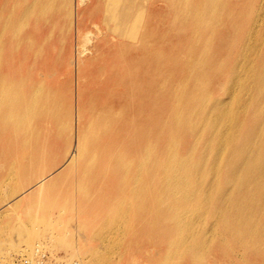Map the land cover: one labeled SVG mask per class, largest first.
<instances>
[{"label":"rangeland","instance_id":"374dc122","mask_svg":"<svg viewBox=\"0 0 264 264\" xmlns=\"http://www.w3.org/2000/svg\"><path fill=\"white\" fill-rule=\"evenodd\" d=\"M94 1L84 0L77 4L76 0H0L3 7L0 41L4 43L1 47V55L7 58V71L14 68L15 77L25 78L30 84L29 97L33 99V104L40 103L43 108L44 106L46 108V105L50 106L55 119L51 130H49L50 122L44 120V117L43 120H38L42 125H40L41 131L43 129L51 131L49 143L44 145L47 147L46 151L44 153L45 147H43L41 153V155L44 153L43 159L40 160V157L36 160L32 159L31 156L34 154L31 151L29 158L26 155L20 160H15L21 164L18 172L15 171L16 169L12 170L13 167L16 168L12 162L9 163L8 159L0 157V264H22L15 259L31 257L33 248L38 244L59 264H264V246H261V244L264 245V238L246 237V239L238 235L243 234L234 228L238 225L232 222H229L230 224L217 222L216 214L209 215L203 212L201 197L213 178L209 170L213 152L206 148L201 150V145L204 144V135H201L205 130L199 126L203 113L216 102L217 109H230L231 114L225 118L230 130L234 129V132H237L246 124L250 129L248 123L250 117L247 115L250 110L243 113L238 110L239 106L246 104L245 100L249 97L248 85H246L248 80H236L238 75L243 76L241 65L239 67L241 75L237 72L234 80L231 67L237 56L239 61L241 58L244 65L253 60L255 63L264 50L262 43L264 41V0H172L179 12L181 21L179 29L169 28L174 13L170 14L166 11V7L171 0H163V2L159 0L155 3L154 0H142L144 2L143 19L148 22L149 27L154 23L149 11L155 5L160 16L158 24L154 26L153 35L146 39L144 50H142L141 65L143 64L144 67H141L136 79L138 85L141 81L143 84L140 86V91L143 92L139 104L143 108L139 106L140 110L134 107L138 99L132 98H130L133 101L132 107L125 108L126 102H123L121 88H118V91L112 88L111 81H106L107 73L96 78L99 67L107 59L123 51L125 59L128 58L129 62L134 61L136 49L133 46L126 50L120 48L121 42L117 39L107 40L108 43L105 44V38L102 37L103 31L102 34L92 36L94 28L88 19L94 12L92 8ZM53 7L56 8L52 9ZM228 7H231L230 11ZM250 13L252 15L249 16ZM205 18H207L206 24ZM46 20L54 21L52 31L46 30V25L44 26ZM34 23L39 25L37 30L33 28ZM202 27L203 30H201ZM87 31L91 32V41L86 44V51L78 55L81 42L83 43V35ZM249 33L250 41L246 37ZM159 34L163 38H158ZM168 37L172 41L169 47ZM240 38L245 40L241 48L237 41ZM192 41L195 46L189 45ZM172 47L175 49L173 50ZM235 48H238V51ZM242 49L245 52L242 51L240 54L239 51ZM179 56L182 57L179 59ZM159 57L162 59L159 60ZM220 58L223 62L225 60V64L219 61ZM164 62L168 63L163 65ZM219 63L222 64L219 66ZM180 64L183 66H179ZM146 66L148 67L145 68ZM165 69L168 70L165 71ZM211 71L214 73L211 74ZM183 72L184 75L181 76ZM217 72L220 76L215 74ZM142 74L144 77L141 76ZM245 74L247 77V71ZM149 81L151 83H148ZM215 92L218 94L216 95ZM45 97H48L46 101ZM170 97H173V100L177 99V104H183L186 110H181L178 116L176 114V117L172 119L174 131L171 135H167L165 128L160 133L151 123L152 120L162 116L161 104H165L164 102ZM150 99L155 101H148ZM218 101L225 102V108ZM155 102V108L147 110ZM145 103H148V107ZM188 109L191 110L189 117H187ZM42 111L41 114H46L45 109ZM34 116L35 111L31 118ZM130 116L133 117L132 121ZM115 117L119 118L115 119ZM108 120L114 122L108 123L110 127L107 125ZM95 121L99 126L106 124L107 131H103L106 126L101 129L95 125ZM179 129L181 135H178ZM263 131L264 125L258 137L253 136L255 142L264 143ZM52 132L55 135L52 136ZM155 136L156 139H154ZM39 138L43 139L44 135ZM150 143L153 144L150 145ZM40 146H43V143H40ZM1 149L0 144V152ZM123 152L125 155L129 154V159ZM72 159L73 161H70ZM161 160L166 165L170 178L167 183L170 189L167 193L159 191L156 187L157 183L154 186L155 181L151 180L159 175L158 164ZM98 164L100 167L96 168ZM24 167L26 168L22 171ZM130 167H133V170ZM82 168L86 171L85 173ZM35 169L38 170L35 171ZM221 170L222 166H218L215 175L217 184L220 182ZM83 174L87 181L82 180ZM179 177H184V181L180 184L177 182ZM195 178L199 179L197 193H194ZM54 180L53 186L47 188L46 185ZM81 183L83 185L85 183V190L82 189ZM131 195L132 198H130ZM155 201L154 209L152 207ZM112 210L114 212H110ZM247 225L253 226V223ZM254 227L252 230L254 235L255 233L264 234L257 225ZM195 233L203 235L204 238L196 237ZM248 253L250 256L246 255Z\"/></svg>","mask_w":264,"mask_h":264},{"label":"bare ground","instance_id":"6f19581e","mask_svg":"<svg viewBox=\"0 0 264 264\" xmlns=\"http://www.w3.org/2000/svg\"><path fill=\"white\" fill-rule=\"evenodd\" d=\"M47 1V0H46ZM59 1V0H58ZM77 4L82 3L84 0H76ZM149 1V0H148ZM159 2V0H154L155 2ZM163 2V0H160V2ZM175 1V0H173ZM173 1L171 0V2H168V6L166 7V11H168L170 14L174 13V18L172 21H170V29H179L181 28L180 24V20H179V12H178V8L176 6L173 5ZM202 1V0H201ZM230 1V0H229ZM236 1V0H234ZM240 1V0H239ZM55 2V1H54ZM70 2V1H69ZM227 2V1H226ZM225 2V3H226ZM23 3V2H22ZM43 3V1H42ZM149 3V2H148ZM165 3V2H164ZM229 3V2H227ZM233 3V2H232ZM20 4V3H19ZM36 4V3H35ZM40 4V3H39ZM59 4V3H58ZM57 4V5H58ZM203 4V3H202ZM37 5V4H36ZM52 5V4H51ZM69 5V4H67ZM229 5V4H228ZM227 5V6H228ZM26 6V5H25ZM40 6V5H39ZM202 6V5H201ZM226 6V5H225ZM224 6V7H225ZM11 7V6H10ZM238 7V6H237ZM17 8V5H16ZM56 7H53L52 9H54ZM64 8V7H63ZM62 8V9H63ZM69 8V7H68ZM92 8L94 9V12L92 13V16L89 17L88 21L90 23V25H92V27L94 28V34L92 35L94 37V35L96 34H102L101 32L103 31L104 34H102V37L104 36V43H108L107 40H113V39H117L119 40L120 44V48L123 49H129L130 46H133L134 49H136V53L135 56L136 58L134 59V61H130L128 60V58L125 59V55H123V51H120L118 53L117 56H112L111 58L107 59V61L103 64H101V67H99V72L98 74H96V78H98L100 75H103L105 73L108 74V76L106 77V81H111V86L112 88H114L115 90H117L118 88H121V95H123V102H126L125 108H130V106L132 107V100H130V98L137 100L138 102H136V106H134L136 108V110H140V108H143L140 104V101L142 99V93H141V83L138 85L136 82L137 76L139 75V71L141 69V67L143 68L144 65H141V57H142V50H144V46H145V41L146 39L150 38L154 31H155V27L159 22V16L160 13L156 8V5L153 9H150L149 11V15L151 16V18L154 20V23L152 26L149 27L148 22H146V20L143 19V10H144V2H142V0H95L94 1V5L92 6ZM91 8V9H92ZM200 8V7H199ZM231 8V7H230ZM230 8L228 7L229 11ZM234 8V7H233ZM61 9V10H62ZM71 9V8H70ZM226 9V8H225ZM34 10V8H33ZM41 10V9H40ZM56 10V9H55ZM3 7L1 6L0 3V24H1V16L3 14ZM65 11V9H64ZM224 11V9H223ZM239 11V10H238ZM199 12V11H198ZM232 12V11H231ZM236 12V11H234ZM233 12V13H234ZM12 13V12H11ZM37 13V12H36ZM41 12H39L40 14ZM66 13V12H65ZM164 12L162 11V14ZM167 13V12H166ZM225 13V12H222ZM237 13V12H236ZM234 13V14H236ZM178 14V16H177ZM242 14V13H241ZM173 15V14H172ZM221 15V14H220ZM231 15V14H230ZM238 15V14H237ZM243 15V14H242ZM246 15V14H245ZM244 15V16H245ZM252 15L251 13L249 14V16ZM40 16V15H39ZM240 16V15H239ZM10 17V16H9ZM8 17V18H9ZM66 17V16H65ZM238 17V16H237ZM247 17V15H246ZM261 17V16H260ZM70 18V17H69ZM169 18V17H168ZM208 18V16H207ZM207 18L204 19V22L206 24V20ZM227 18V17H226ZM242 18V17H240ZM250 18V17H249ZM248 18V19H249ZM17 19V18H16ZM74 19V18H73ZM172 19V17H171ZM170 19V20H171ZM237 19V18H236ZM244 19V18H243ZM27 20V19H26ZM152 20V21H153ZM156 20V21H155ZM226 20V19H225ZM233 20V19H232ZM242 20V19H241ZM240 20V21H241ZM8 21V20H7ZM48 21V22H47ZM217 21V20H216ZM220 21V20H219ZM259 21V20H258ZM25 22V21H24ZM54 22V21H53ZM50 22L49 20H46V22L44 23V26L46 25V30L47 31H52L53 29V25L54 23ZM218 22V21H217ZM248 21H246L247 23ZM72 23V22H71ZM236 23V22H235ZM240 23V22H239ZM10 24V23H8ZM16 24V23H15ZM248 24V23H247ZM258 24V23H257ZM263 24V22H262ZM27 25V24H26ZM215 25V24H214ZM220 25V24H219ZM256 26V24H254ZM3 26V25H2ZM9 26V25H8ZM160 26V25H159ZM204 26V25H203ZM39 27L38 24L34 23L33 24V28L35 30H37ZM164 27V26H163ZM217 27V26H216ZM227 27V26H226ZM225 27V28H226ZM68 28V27H67ZM160 28H162L160 26ZM215 28V27H214ZM74 29V28H73ZM236 29V28H235ZM20 30V29H19ZM22 30V29H21ZM203 30V27L202 29ZM225 30V29H224ZM227 30V28H226ZM61 31V30H60ZM59 31V32H60ZM67 31V30H66ZM192 31V30H191ZM13 32V29H12ZM231 32V30H230ZM253 32V31H252ZM66 33V32H65ZM172 33V31L170 32ZM185 33V32H184ZM202 33V31H201ZM213 33V32H212ZM229 33V32H228ZM251 33V32H250ZM248 34L246 37L247 39L250 41V37ZM19 34V33H18ZM90 34L91 32L87 31L84 35H83V43L81 42L82 45H80V50L78 51V55H80L81 53H84V51H86V44H89L91 41L90 38ZM174 34V33H173ZM172 34V35H173ZM179 34V33H178ZM191 34V33H190ZM189 34V35H190ZM247 34V33H246ZM181 35V34H180ZM179 35V36H180ZM187 35V33L185 34ZM196 35V34H195ZM228 35V34H227ZM230 35V34H229ZM15 36V35H14ZM170 36V35H169ZM224 36V35H223ZM235 36V35H234ZM26 37V36H25ZM48 37V36H47ZM46 37V38H47ZM172 37V36H171ZM177 37V36H176ZM184 37V36H183ZM192 37V35H191ZM218 37V36H217ZM230 37V36H229ZM228 37V40H229ZM153 38V37H152ZM156 38V37H155ZM158 38H163L161 36V34L158 35ZM182 38V37H181ZM82 39V38H81ZM25 40V39H24ZM225 40V39H224ZM20 41V40H19ZM27 41V40H26ZM29 41V40H28ZM61 41V40H60ZM131 41V42H129ZM165 41V40H164ZM168 43V47L171 46L170 43H172V41H170V38L168 37L167 39ZM212 41V38H211ZM238 41V45L240 46V48L243 46L245 40L243 38L237 39ZM222 42V41H221ZM225 42V41H223ZM191 43V42H190ZM236 43V42H235ZM251 43V42H250ZM262 43L264 44V41H262ZM2 41H0V144L2 145V149L0 152V157H4V159H8V162L11 163L16 167L12 170L15 171H20L18 170V168L21 167V164L19 161H15L22 159L24 156L31 155V151L34 154L32 157V159L36 160L38 157H40V160L43 159L44 153L46 151V146L49 143L48 138L51 136L49 130H51V127L54 126L55 123V119L53 117V109L50 106L46 105V108L44 106V108L42 107V104H38V105H34L33 104V99H31L29 97V86L30 84L27 83L25 78H20V77H15L14 75V68L12 70L8 69L7 71V65H6V61L7 58L5 55H1L2 51H1V47H2ZM30 44V43H29ZM151 44V43H150ZM193 41L191 44L192 45ZM195 44V43H194ZM193 44V45H194ZM163 45V44H162ZM197 45V44H196ZM212 45V43H211ZM159 46V45H158ZM195 46V45H194ZM200 46V43H199ZM217 46V45H216ZM224 46V44H223ZM226 46H227V42H226ZM234 46V45H233ZM79 47V46H78ZM164 47V46H163ZM166 47V46H165ZM192 47V46H191ZM16 48V47H15ZM185 48V47H184ZM188 48V47H187ZM221 48V46H220ZM223 48V47H222ZM172 49L174 50L175 48L172 47ZM198 49V48H197ZM200 49V48H199ZM236 49V48H235ZM238 49V48H237ZM236 49V50H237ZM244 49V48H243ZM240 50V54L241 52H245V50ZM122 50V49H121ZM187 50V49H186ZM233 50V49H232ZM232 50H228V51H232ZM60 51V50H59ZM160 51V50H159ZM167 51V50H166ZM171 51V50H169ZM199 51V50H198ZM211 50H209L210 52ZM213 51V50H212ZM238 51V50H237ZM161 52V51H160ZM168 52V51H167ZM222 52V51H221ZM128 53V52H127ZM126 53V55H127ZM169 53V52H168ZM176 53V52H175ZM188 53V52H187ZM190 53V52H189ZM215 53V52H214ZM213 53V54H214ZM218 53V52H217ZM223 53V52H222ZM225 53V51H224ZM236 53V52H235ZM178 54H179V50H178ZM197 54V53H196ZM195 54V56H196ZM35 55V53H34ZM146 55V53H145ZM148 55V54H147ZM162 55V52H161ZM160 55V56H161ZM174 56H176L175 54H173ZM190 55V54H189ZM211 55V54H210ZM227 55V54H225ZM236 55V54H235ZM247 55V54H246ZM170 56V55H169ZM172 56V55H171ZM214 56V55H213ZM213 56H211V58H213ZM217 56V54H216ZM229 56V54H228ZM178 57V56H176ZM182 57V56H181ZM179 56V59L181 58ZM186 57V56H185ZM190 57V56H189ZM222 57V56H221ZM144 58V57H143ZM170 58V57H167ZM184 58V57H183ZM208 58V57H207ZM215 58V56H214ZM219 58V56H218ZM234 58V57H233ZM162 59L161 57H159V60ZM173 59V58H172ZM227 60V58H225ZM153 60V58H152ZM164 60V58H163ZM210 60V57H209ZM231 60V59H230ZM177 62V60H175ZM174 61V62H175ZM217 61V60H216ZM219 61H222L221 58ZM156 62V61H155ZM169 62V61H168ZM168 62H164L163 65H165V63ZM173 62V61H172ZM171 62V63H172ZM212 62V61H211ZM223 62V61H222ZM225 62V60H224ZM223 62V63H224ZM163 63V62H162ZM179 63V62H177ZM158 64V62H157ZM170 64V63H169ZM183 64V62H182ZM214 64V63H213ZM222 64V63H221ZM219 63V66L221 65ZM225 64V63H224ZM243 64V66H242ZM150 65V64H149ZM155 65V64H154ZM162 65V66H163ZM176 65V64H175ZM185 65V64H184ZM215 65V64H214ZM213 65V66H214ZM240 65L242 68V73L243 76H237L238 78L236 79L237 81H244V80H248L247 84L248 85V94L249 97L248 99H246V104L243 103L241 106L238 107V110L241 111L243 113V111L248 110L247 115H249V121L248 123L250 124L248 129V124H246L245 127H242L239 131H235L234 129L230 130L229 126H227V122L226 119L230 114L231 111L230 109H224V110H219L217 109L215 103H212L209 106V109L207 108V111L203 113V116L200 118V128H202L204 131V134H202L201 136L204 135V144L201 145V150L202 149H207L208 151L213 152V157H212V161L210 163V167L209 170L213 176V178L209 181L208 187H207V191H203L202 192V197H201V207L203 208V212H206V214H211V215H217V222H228V224H230L231 222L238 225V227H234L235 229H238L241 233L243 234H238L240 236H244L245 238H264V234H259V233H252V230L255 228L254 225L258 226V229L262 232H264V143L260 144L258 142H255L254 140V135L255 137H258L257 135L260 134V131H262V127L264 125V50L261 54V56L259 55V59L257 58V60L254 63L253 61H250L249 63H242L241 62V58L239 61V56L235 57L234 62L232 64L231 67V71L234 72V80L236 78V74L237 72L239 73ZM158 66V65H157ZM174 66V64H173ZM172 66V69L174 70V67ZM179 66H183V65H179ZM207 66H211V65H207ZM206 66V67H207ZM218 66V65H217ZM227 66V64H226ZM229 66V65H228ZM6 67V68H5ZM148 66H146L145 68H147ZM168 68V66H166ZM165 67V68H166ZM187 67V66H186ZM223 69V65L221 66ZM170 68V67H169ZM209 68V67H208ZM211 68V67H210ZM227 68V67H225ZM229 68V67H228ZM227 68V69H228ZM151 69V68H150ZM153 69V68H152ZM159 69V68H158ZM157 69V70H158ZM164 69V68H163ZM171 69V70H172ZM185 68H183L184 70ZM219 69V68H218ZM15 70H17L15 68ZM168 69H165V71ZM226 70V69H225ZM152 71V70H151ZM154 71V70H153ZM162 71V70H161ZM159 71V72H161ZM175 71V70H174ZM173 71V72H174ZM247 71V77L245 72ZM251 71V72H250ZM156 72V71H155ZM164 72V71H163ZM172 72V73H173ZM185 72V71H184ZM184 72L182 75H184ZM216 72V71H215ZM227 72V71H226ZM250 72V73H249ZM142 73V72H141ZM153 73V72H152ZM171 73V71L169 72ZM177 74V72H174ZM188 73V72H187ZM185 73V74H187ZM214 72L211 71V74H213ZM159 74V73H158ZM167 74V72H166ZM165 74V75H166ZM210 74V75H211ZM218 75V72L215 73ZM221 74V73H219ZM240 74V73H239ZM147 75V74H146ZM151 75V73H150ZM155 75V74H154ZM161 75V74H160ZM168 75V74H167ZM174 75V74H173ZM172 75V78H173ZM188 75V74H187ZM193 75V74H192ZM241 75V74H240ZM142 77H144V74L141 75ZM156 76V75H155ZM158 76V75H157ZM156 76V77H157ZM178 76V75H177ZM214 76V75H213ZM220 76V75H218ZM222 76V75H221ZM227 76V74L225 75ZM149 77V76H148ZM162 77V76H161ZM164 77V76H163ZM171 77V76H170ZM212 77V76H211ZM223 77V76H222ZM175 78V77H174ZM210 79V78H209ZM213 79V78H212ZM155 80V79H154ZM158 81V79H156ZM160 80V79H159ZM172 80V79H171ZM169 80V81H171ZM208 80V79H207ZM217 80V79H216ZM42 81V80H41ZM175 81V80H174ZM221 81V79H220ZM159 82V81H158ZM222 82V81H221ZM218 82V83H221ZM40 83V82H39ZM148 83H151V81H149ZM154 83V82H153ZM174 83V82H173ZM223 83V82H222ZM210 84V83H209ZM215 84L217 85L216 81ZM170 85V84H169ZM231 85V84H230ZM42 86V85H41ZM214 86V85H213ZM223 86V85H222ZM156 87V86H154ZM209 87V85H208ZM211 87V86H210ZM215 87V86H214ZM35 88V87H34ZM44 88V87H42ZM190 88V87H189ZM153 89V88H152ZM167 89V87H166ZM213 89V88H212ZM118 91V90H117ZM168 91V90H167ZM213 91V90H212ZM42 92V91H41ZM149 92V91H147ZM145 92V93H147ZM172 92V91H171ZM229 92V91H228ZM227 92V93H228ZM46 94V92H44ZM154 93V92H153ZM163 93V92H162ZM217 92H215L216 94ZM231 93H232V88H231ZM229 93V94H231ZM51 94V93H50ZM118 94V93H117ZM149 94V93H148ZM161 94V92H160ZM218 94V93H217ZM216 94V95H217ZM228 94V95H229ZM233 94V93H232ZM31 95V94H30ZM115 94H113L114 96ZM119 95V94H118ZM147 95V94H145ZM157 95V93H156ZM154 95V96H156ZM165 96V94H162ZM169 95V94H168ZM185 95V94H184ZM47 96L48 93H47ZM163 96V97H164ZM170 96V95H169ZM213 96V95H212ZM227 96V95H226ZM231 96V95H230ZM41 97V96H40ZM50 97V96H49ZM162 97V96H161ZM37 98V97H36ZM48 99V97H45V101ZM157 98V97H156ZM159 98V95H158ZM227 98V97H226ZM40 99V98H39ZM146 99V97H145ZM148 99V97H147ZM160 99V98H159ZM158 99V100H159ZM169 99V98H168ZM232 100V99H231ZM43 101V100H42ZM44 101V102H45ZM117 101V100H116ZM150 102L155 101V99H150L148 100ZM119 102V101H118ZM149 102V103H150ZM220 102V101H218ZM143 103V102H142ZM165 104H161V112L160 114L162 115L160 118L156 119V120H152V125L153 127L158 129V132L162 131L163 128L166 129L165 134L167 133V135H171L172 131H174L173 127H172V119L174 117H176V114L178 116V114L184 110H186V108L184 107L183 104H177V99L173 100V97H170L169 100H166L164 102ZM119 104V103H118ZM146 105L148 103H145ZM192 104V103H191ZM128 105V106H127ZM135 105V104H134ZM154 105V106H153ZM150 105L148 107L147 110L149 109H153L156 106V102ZM220 105H222V107L225 108V102H220ZM124 106V105H123ZM140 106V108H139ZM206 106V105H205ZM41 107V108H40ZM145 107V106H144ZM183 107V108H182ZM188 107V105H187ZM45 109L46 114H41V112H43L42 110ZM59 108V107H58ZM123 108V107H122ZM191 108V107H190ZM204 108V106H203ZM146 109V108H144ZM91 110V108H90ZM125 110V109H124ZM146 110V111H147ZM204 110V109H202ZM35 111V116L33 118H31V115L34 113ZM92 111V110H91ZM145 111V110H144ZM189 111V112H188ZM190 109L187 110L188 112V116L189 117V113H190ZM81 112V111H80ZM48 113V115H47ZM140 114V113H139ZM46 116V117H45ZM52 116V117H51ZM121 116V115H120ZM140 116V115H139ZM44 117V120H46L47 122H50V127L49 130H42L39 124L38 120H41ZM124 117V116H122ZM197 117V116H196ZM245 117V116H244ZM46 118V119H45ZM119 118V117H117ZM115 117V119H117ZM127 118V117H126ZM146 118V117H145ZM144 118V119H145ZM178 118V117H177ZM246 118V117H245ZM248 118V117H247ZM43 120V119H42ZM133 120V117L130 116V121ZM193 120V119H192ZM89 121V120H88ZM87 121V122H88ZM117 121V120H116ZM148 121V120H147ZM146 121V122H147ZM169 121V122H168ZM247 121V120H245ZM104 123V122H103ZM102 123V124H103ZM108 123H114V122H107V125H109ZM67 124V123H66ZM245 124V122H244ZM61 125V124H60ZM86 125V124H85ZM95 125L99 126L98 122L96 123L95 121ZM106 124H103L99 126V128H103V131H107L106 128L108 127ZM149 125V124H148ZM188 125V124H187ZM42 126V125H41ZM64 126V125H63ZM127 126V125H126ZM194 126V125H193ZM39 127H40V132H39ZM60 127V126H59ZM90 127V126H89ZM88 127V129H89ZM110 127V125H109ZM152 127V126H150ZM57 128V127H56ZM63 128V127H62ZM186 129L188 127H185ZM86 129V128H85ZM91 129V128H90ZM98 129V128H97ZM117 129V128H115ZM114 129V130H115ZM152 129V128H151ZM182 129V127L180 128ZM180 129L178 131V135L180 134ZM184 129L187 133V130ZM252 129V132H251ZM63 130L65 131V129L63 128ZM92 130V129H91ZM90 130V132H92ZM125 130V129H124ZM148 130V129H147ZM86 131V130H85ZM102 131V130H101ZM254 131V132H253ZM89 131H87L88 133ZM150 132V131H149ZM148 132V134H149ZM259 132V133H258ZM264 132V131H263ZM85 133V132H84ZM97 133V132H96ZM95 133V134H96ZM126 133V131H125ZM161 133V132H160ZM159 133V134H160ZM194 133V132H192ZM253 133V134H251ZM2 134H4V136H2ZM81 134V133H80ZM158 134V135H159ZM182 134V133H181ZM180 134V135H181ZM185 134V132H184ZM41 135H44V138L41 139L39 137H41ZM55 135L52 132V136ZM90 135V134H89ZM122 135V134H121ZM147 136V133L145 134ZM155 135V134H154ZM190 135V132H189ZM194 135V134H193ZM93 136H97V135H93ZM134 136V135H133ZM137 136V135H136ZM145 136V137H146ZM188 136V134H187ZM80 137V136H79ZM86 137V136H85ZM167 137V136H166ZM170 137V136H169ZM176 137V136H175ZM178 137V136H177ZM194 137V136H193ZM191 137V138H193ZM264 137V136H263ZM66 138V137H65ZM91 138V136H90ZM127 138V137H126ZM172 138V137H171ZM174 138V137H173ZM86 139V138H85ZM128 139V138H127ZM131 139V138H130ZM129 139V140H130ZM147 139V138H146ZM151 139V138H149ZM156 139V136L155 138ZM153 139V140H154ZM166 139V138H165ZM94 140V139H93ZM143 141V139H141ZM182 140V139H181ZM193 140V139H191ZM260 140V138H259ZM138 141V140H137ZM167 141V139H166ZM258 141V139L256 140ZM91 142V141H90ZM119 142V141H118ZM131 142V141H130ZM147 142V141H146ZM151 142V140H150ZM154 142V141H153ZM157 142V141H156ZM202 142V141H200ZM202 142V143H203ZM40 143H43V146H40ZM87 143V142H86ZM92 143V142H91ZM89 143V144H91ZM129 143V142H128ZM165 143V142H164ZM186 143V140H185ZM191 143V142H190ZM124 144V143H123ZM126 144V142H125ZM153 143H150V145ZM200 144V143H198ZM163 145V144H162ZM180 145V144H179ZM178 145V146H179ZM191 145V144H190ZM84 146V145H83ZM115 146V145H114ZM117 146V145H116ZM115 146V147H116ZM165 146V145H163ZM37 147V148H36ZM43 147H45L44 153L41 155ZM67 147V146H66ZM106 148V146L104 147ZM122 148V147H121ZM155 148V147H154ZM163 148V147H162ZM114 149V148H113ZM120 149V148H119ZM178 149V148H177ZM189 149V148H188ZM197 149V148H196ZM65 150V149H64ZM162 150V149H161ZM112 151V149H111ZM114 151V150H113ZM119 151V150H118ZM116 151V152H118ZM123 151V150H122ZM136 151V150H135ZM134 151V152H135ZM142 151V150H141ZM160 151V150H159ZM163 151V150H162ZM161 151V152H162ZM226 151V152H225ZM155 152V150H154ZM196 152V151H195ZM200 152V150H199ZM86 153V152H85ZM124 153V152H123ZM121 153V154H123ZM157 153V152H156ZM186 153V152H185ZM110 154V153H109ZM112 154V153H111ZM110 154V155H111ZM137 154V153H135ZM142 155V152L140 153ZM158 154V153H157ZM162 154V153H161ZM221 154V155H220ZM109 155V156H110ZM125 155V153H124ZM127 155V154H126ZM125 155V156H126ZM129 155V154H128ZM127 155V159H129ZM140 155V156H141ZM156 155V154H155ZM181 155V154H179ZM137 156V155H136ZM160 156V154H159ZM158 156V157H159ZM194 156V155H193ZM76 157V156H75ZM83 157V156H82ZM81 157V158H82ZM95 157V156H94ZM115 157V156H113ZM131 157V156H130ZM135 157V156H134ZM152 157V156H151ZM155 159V156H153ZM157 157V156H156ZM178 157V156H177ZM96 158V157H95ZM125 158V157H124ZM161 158V156H160ZM197 158V157H196ZM195 158V159H196ZM211 157H209L210 159ZM75 159V158H74ZM89 159V158H88ZM110 159V158H109ZM157 159V158H156ZM96 160V159H94ZM126 160V158H125ZM134 160V159H133ZM198 160V159H197ZM5 161V160H4ZM13 161H15L13 163ZM70 161H73L70 160ZM116 161V160H115ZM114 161V162H115ZM128 162V160H126ZM95 162V161H94ZM119 162V161H118ZM199 162V161H198ZM203 162V161H202ZM69 163V162H68ZM72 163V162H70ZM96 163V162H95ZM136 163V162H135ZM154 163V162H153ZM209 163V162H208ZM207 163V164H208ZM5 164V163H4ZM120 164V163H119ZM20 165V167H19ZM92 165V164H91ZM94 165V164H93ZM121 165V164H120ZM159 165V172H158V176L155 178H152L151 180L155 181L153 184L155 186V184L157 183L156 187L157 189L160 191H164L165 193L168 192V190L170 189V187H167V183L169 181V175H168V170L166 169V165L161 162L158 164ZM3 166V164H2ZM88 166V165H86ZM85 166V167H86ZM153 166V165H152ZM222 166V174H221V178H220V182L217 184V179L215 177L216 173H217V167ZM4 167V166H3ZM93 167V166H92ZM89 167V168H92ZM100 165L98 164L96 166V168H99ZM26 167L22 168V171H24ZM84 168V167H83ZM82 168V169H83ZM131 169L133 167H130ZM129 168V169H130ZM7 169V168H6ZM120 169V167H119ZM130 169V170H131ZM153 169V168H152ZM38 169H35V171H37ZM123 170V169H122ZM133 170V169H132ZM154 170H156L154 168ZM6 171V170H4ZM84 171V169H83ZM88 171V168H87ZM100 171V170H99ZM120 171V170H119ZM152 171V170H151ZM150 171V173H151ZM13 172V171H12ZM86 171H84L85 173ZM17 173V172H16ZM82 173V172H81ZM132 173V171H131ZM135 173V172H134ZM147 173V172H146ZM145 173V174H146ZM143 174V173H142ZM152 174V173H151ZM10 175V174H9ZM81 175V174H80ZM131 175V174H130ZM129 175V176H130ZM13 175L11 174V177ZM83 178L85 180L84 174L82 175ZM99 176V175H98ZM100 177V176H99ZM122 177V176H121ZM131 177H133L131 175ZM130 177V178H131ZM18 178V177H17ZM144 177H142L143 179ZM13 179V178H12ZM131 180V179H130ZM149 180V179H148ZM16 181V179H15ZM87 181V180H85ZM128 181V180H127ZM182 181H184V177H179L177 178V182H179L178 184H180ZM199 179L195 178V180H193L194 182V193H197L198 190V183ZM215 181V182H214ZM120 182V180H119ZM146 182V181H145ZM55 183L54 181H51L50 183H48L46 185L47 188L53 186V184ZM86 183V182H85ZM85 183L84 185L82 184V189L85 190ZM216 183V184H215ZM126 184V183H125ZM124 184V185H125ZM131 184V182H130ZM147 184V183H146ZM78 185V184H77ZM205 185V184H204ZM218 185V186H217ZM137 186V185H136ZM170 186V185H169ZM136 188V187H135ZM87 189V188H86ZM149 189V186L147 188V190ZM180 189V186H179ZM178 189V191H179ZM2 190V189H1ZM124 190V189H123ZM4 191V190H3ZM82 191V190H81ZM80 191V192H81ZM86 191H84L85 193ZM154 192V191H153ZM31 193V192H30ZM29 193V194H30ZM83 193V192H82ZM163 193V192H162ZM2 194V193H1ZM148 194V193H147ZM152 194V193H151ZM150 194V195H151ZM154 194V193H153ZM130 195V194H129ZM213 195V196H212ZM85 196V195H84ZM89 196V195H88ZM164 196V193H163ZM146 197V196H144ZM159 197V196H158ZM129 198V197H128ZM130 198H132V195L130 196ZM148 198V196H147ZM153 198V197H152ZM214 198V199H212ZM125 199V198H124ZM151 199V198H150ZM163 199V198H162ZM66 200V199H65ZM152 200V199H151ZM214 200V202L212 201ZM132 201V200H131ZM137 201V200H136ZM147 201V200H146ZM115 202V201H114ZM132 203V202H131ZM143 203V202H142ZM153 202H151L152 204ZM126 204V202H125ZM149 204V201H148ZM155 205H156V201L154 204V208L155 209ZM179 205V204H178ZM123 206V205H122ZM142 206V205H141ZM158 206V205H157ZM143 207V206H142ZM151 207V206H150ZM149 207V209H150ZM162 207V206H161ZM164 207V206H163ZM162 207V208H163ZM112 208V207H111ZM131 208V207H130ZM134 208V207H133ZM161 208V209H162ZM122 209V208H121ZM141 209V207H140ZM144 209V208H142ZM147 209V207H146ZM157 209V208H156ZM115 210V208L113 209ZM110 211V212H114V211ZM123 210V209H122ZM130 210V209H128ZM132 210V209H131ZM160 210V209H158ZM163 210V209H162ZM165 210V209H164ZM205 210V211H204ZM108 211V210H107ZM139 211V210H138ZM137 211V212H138ZM109 212V211H108ZM134 212V211H133ZM141 212V210H140ZM143 212V211H142ZM146 212V211H145ZM151 212V211H149ZM156 213V210L154 211ZM168 213V212H167ZM110 214V213H109ZM157 214V213H156ZM170 214V213H168ZM172 214V213H171ZM170 214V215H171ZM146 215V214H145ZM151 215V214H150ZM129 216V215H128ZM131 216V215H130ZM149 216V215H148ZM166 216V215H165ZM147 217V216H146ZM95 218V217H94ZM151 218V217H150ZM166 219V218H165ZM163 219V221L165 220ZM168 219V218H167ZM131 220V219H130ZM133 220V219H132ZM131 220V221H132ZM143 221V220H142ZM149 221V220H148ZM93 222V221H92ZM167 222V221H166ZM230 222V223H229ZM89 223V221H88ZM141 223V222H140ZM139 223V224H140ZM253 226H248L247 224H252ZM232 225V224H231ZM138 226V225H137ZM173 226V225H172ZM150 227V225H149ZM131 228V227H130ZM230 228V227H227ZM134 230V228H133ZM132 230V231H133ZM172 230V229H171ZM142 231V230H141ZM144 232V231H143ZM149 232V231H148ZM158 232V231H157ZM127 233V232H126ZM129 233V232H128ZM131 233V232H130ZM137 233V232H136ZM151 233V232H150ZM174 233V232H173ZM133 234V233H132ZM143 234V233H142ZM128 235V234H127ZM138 235V234H137ZM133 236V235H132ZM131 236V237H132ZM153 236V235H152ZM151 236V237H152ZM195 236L198 238H204L203 235L200 234H196ZM128 237V236H127ZM134 237V236H133ZM141 237V234H140ZM148 237V236H147ZM173 237V235H172ZM221 237V236H220ZM126 238V237H125ZM129 238V237H128ZM150 238V237H149ZM171 238V237H170ZM246 238V239H247ZM153 239V237H152ZM151 239V240H152ZM125 240V239H124ZM131 240V239H130ZM140 240V239H139ZM142 240V238H141ZM140 240V241H141ZM232 240V239H231ZM126 241V240H125ZM135 242V240H134ZM216 242V241H215ZM231 242V241H229ZM258 242V241H257ZM139 242H137L138 244ZM143 243V240H142ZM156 243V242H155ZM248 243V242H247ZM259 243V242H258ZM140 244V243H139ZM138 244V245H139ZM157 244V243H156ZM261 244V243H259ZM214 245V244H213ZM217 245V244H216ZM135 246V245H134ZM140 246V245H139ZM232 247V244L230 245ZM234 246V245H233ZM261 246H264L261 244ZM128 247V246H127ZM137 248V247H136ZM141 248V247H140ZM218 248V246H217ZM221 248V247H220ZM234 248V247H233ZM223 249V248H221ZM232 249V248H231ZM224 250V249H223ZM257 250V249H256ZM259 250V249H258ZM137 251V250H136ZM139 251V250H138ZM141 251V250H140ZM165 251V250H164ZM163 251V254H164ZM229 251V250H228ZM254 251V250H253ZM230 252V251H229ZM224 253V251H223ZM226 253V252H225ZM209 254V253H206ZM261 254V252H260ZM224 255V254H223ZM244 255V254H243ZM246 255H249L246 254ZM163 256V255H162ZM187 256V255H185ZM225 256V255H224ZM223 256V257H224ZM228 256V255H227ZM250 256V255H249ZM256 256V255H255ZM188 257V256H187ZM205 257V256H204ZM203 257V258H204ZM254 257V255H253ZM262 257V256H261ZM186 258V257H185ZM231 258V257H230ZM244 258V257H243ZM175 259V257H174ZM223 259V258H222ZM260 259V258H259ZM219 260V259H218ZM254 260V259H253ZM181 261V260H180ZM255 261V260H254ZM215 262V261H214ZM221 262V261H220ZM246 262V261H245ZM251 262V261H250ZM263 262V261H262ZM260 262V263H262ZM160 263V262H159ZM191 263V262H190ZM222 263V262H221ZM246 264V263H245ZM248 264V263H247ZM256 264V263H255Z\"/></svg>","mask_w":264,"mask_h":264},{"label":"built area","instance_id":"2783aa9c","mask_svg":"<svg viewBox=\"0 0 264 264\" xmlns=\"http://www.w3.org/2000/svg\"><path fill=\"white\" fill-rule=\"evenodd\" d=\"M15 260L22 264H59L58 261L50 257L39 244L33 248L31 257H22Z\"/></svg>","mask_w":264,"mask_h":264}]
</instances>
